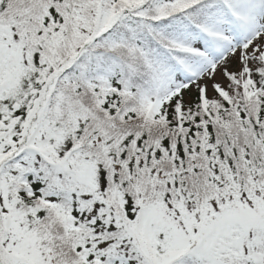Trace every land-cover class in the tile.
Returning a JSON list of instances; mask_svg holds the SVG:
<instances>
[{
	"label": "snow or ice",
	"instance_id": "snow-or-ice-1",
	"mask_svg": "<svg viewBox=\"0 0 264 264\" xmlns=\"http://www.w3.org/2000/svg\"><path fill=\"white\" fill-rule=\"evenodd\" d=\"M0 264H264V0H0Z\"/></svg>",
	"mask_w": 264,
	"mask_h": 264
}]
</instances>
